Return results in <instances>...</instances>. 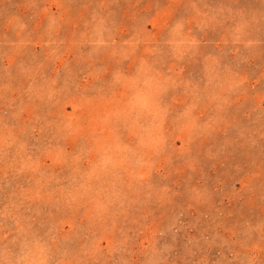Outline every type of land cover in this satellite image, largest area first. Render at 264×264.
<instances>
[{"label": "rangeland", "instance_id": "1", "mask_svg": "<svg viewBox=\"0 0 264 264\" xmlns=\"http://www.w3.org/2000/svg\"><path fill=\"white\" fill-rule=\"evenodd\" d=\"M0 264H264V0H0Z\"/></svg>", "mask_w": 264, "mask_h": 264}]
</instances>
